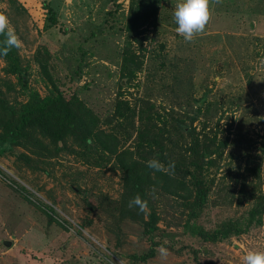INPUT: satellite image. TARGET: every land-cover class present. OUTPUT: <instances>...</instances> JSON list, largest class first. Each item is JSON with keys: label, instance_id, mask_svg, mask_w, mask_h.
<instances>
[{"label": "rangeland", "instance_id": "rangeland-1", "mask_svg": "<svg viewBox=\"0 0 264 264\" xmlns=\"http://www.w3.org/2000/svg\"><path fill=\"white\" fill-rule=\"evenodd\" d=\"M176 3L0 0V12L23 41L12 50L20 72L0 58V120L16 116L32 92L61 91L66 99L76 95L109 127L104 123L123 99L135 109L151 107L154 131L168 127L190 154L191 136L171 129L173 119L182 120L202 144H215L203 160L209 189L197 219L212 230L245 217L257 202L264 207V0H212L211 19L191 43L175 33ZM132 12L138 19L129 26ZM130 129L119 138V151L137 150ZM25 153L22 146L0 153V264H193L188 252L168 249L161 258L158 247L146 261L131 260L149 241L139 212L128 214L113 154L95 155L88 164L68 150ZM153 188L155 198L147 195L157 215L154 232L172 233L163 239L174 248L203 249L201 264H241L247 250H264V212L261 224L245 233L203 242L183 230L182 197L160 183Z\"/></svg>", "mask_w": 264, "mask_h": 264}, {"label": "trees", "instance_id": "trees-1", "mask_svg": "<svg viewBox=\"0 0 264 264\" xmlns=\"http://www.w3.org/2000/svg\"><path fill=\"white\" fill-rule=\"evenodd\" d=\"M137 19L138 14L132 12L129 26H134ZM52 21L55 22L53 17ZM2 40L3 38L0 37V41ZM4 58L7 60L9 71L13 73L21 71L12 51ZM20 82L26 87V81L22 76ZM150 109L151 107L144 110L141 107L135 109L125 100L118 99L114 113L107 117L106 123L102 121L109 126L105 127L101 124L99 117L79 101L76 95L66 99L61 91L44 96L32 92L16 116L0 120V153L21 146L28 148L30 153L22 156L32 153L48 156L51 151L58 153L60 150H68L84 158L86 163L93 164L95 155H105L107 151L115 156V162L122 170L125 201L139 194L142 199L148 201V207L151 208L150 196L147 195L148 191H152L150 186L154 187L160 183L162 188L171 187L172 189L167 190H173L177 197L179 195L182 197V206L186 212L183 230L203 242L228 239L232 235L247 232L252 225L261 224L264 207L259 202L247 211L245 217L225 219L212 230H205L197 223L209 189L202 175L203 160L215 152L216 148H211L215 144L210 142L202 144L182 120L173 119L174 126L171 127L173 133L181 135L184 132L191 136L193 145L188 154L189 151L172 138V132L168 127L154 131L155 124L150 121L153 114L148 113ZM135 117L138 118V123ZM112 119H116V122L114 123ZM129 128L137 132L134 139L137 150L133 151L127 147L119 151V138L125 134L128 137ZM42 138L49 140L52 149L48 148V143H45ZM73 145H76L77 149H74ZM201 145H203L202 148ZM153 157L165 164L168 161H174L175 175L168 176L148 169L145 162ZM47 207L53 210L51 206ZM128 210L129 216L135 218L136 215L130 209ZM139 219L143 232L147 235L149 246L143 253L131 255V260L146 261L154 257L160 244H164L170 250L188 252L193 264H201L199 252H203V249L199 251L190 245L174 248L173 243L167 244L163 239L165 236H171L172 233L154 232L158 226L157 215L153 211L148 213L146 220L139 213Z\"/></svg>", "mask_w": 264, "mask_h": 264}, {"label": "clouds", "instance_id": "clouds-1", "mask_svg": "<svg viewBox=\"0 0 264 264\" xmlns=\"http://www.w3.org/2000/svg\"><path fill=\"white\" fill-rule=\"evenodd\" d=\"M211 2L212 0H177L172 11V19L176 25L175 33L184 42H193L198 35L205 31L212 16ZM216 2L218 3L219 0ZM0 37H3V40L0 41V58L7 57L13 49L18 50L23 46V41L11 26L8 16L3 12H0ZM260 64L264 65V59L260 60ZM145 166L153 172L168 176L175 175L174 161H168L165 164L160 159L153 157L145 162ZM155 191L153 188V198H155ZM127 206L129 209H136L139 213H150L148 201L142 199L139 194L130 198ZM157 251L161 258H166L169 255V250L164 244H160ZM241 264H264V250H247L241 258Z\"/></svg>", "mask_w": 264, "mask_h": 264}, {"label": "water", "instance_id": "water-1", "mask_svg": "<svg viewBox=\"0 0 264 264\" xmlns=\"http://www.w3.org/2000/svg\"><path fill=\"white\" fill-rule=\"evenodd\" d=\"M6 245H9V242H5Z\"/></svg>", "mask_w": 264, "mask_h": 264}]
</instances>
